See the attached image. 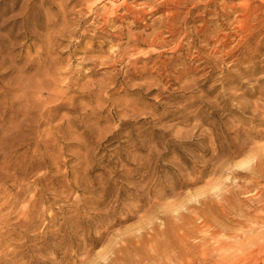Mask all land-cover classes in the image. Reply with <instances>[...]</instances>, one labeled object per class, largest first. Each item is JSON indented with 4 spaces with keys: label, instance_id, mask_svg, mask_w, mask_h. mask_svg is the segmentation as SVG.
<instances>
[{
    "label": "rangeland",
    "instance_id": "obj_1",
    "mask_svg": "<svg viewBox=\"0 0 264 264\" xmlns=\"http://www.w3.org/2000/svg\"><path fill=\"white\" fill-rule=\"evenodd\" d=\"M256 245L264 0H0V264Z\"/></svg>",
    "mask_w": 264,
    "mask_h": 264
},
{
    "label": "bare ground",
    "instance_id": "obj_2",
    "mask_svg": "<svg viewBox=\"0 0 264 264\" xmlns=\"http://www.w3.org/2000/svg\"><path fill=\"white\" fill-rule=\"evenodd\" d=\"M179 11V10H177ZM180 13V12H179ZM178 13V14H179ZM261 215L260 213H256L255 215V219H251L252 222L255 223V225L259 224L261 222V219L259 218ZM255 228V227H254ZM262 233V232H261ZM263 234V233H262ZM249 252V251H248ZM262 252H264V245H256L254 247V249H252L251 253H253L254 255H259L261 254ZM231 254V253H230ZM252 254V255H253ZM260 258V257H259ZM250 260V259H249ZM249 262V261H248Z\"/></svg>",
    "mask_w": 264,
    "mask_h": 264
}]
</instances>
